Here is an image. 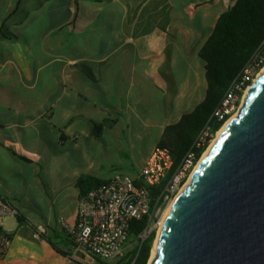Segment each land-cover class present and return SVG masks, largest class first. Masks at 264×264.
<instances>
[{"label":"crops","instance_id":"0c3cea01","mask_svg":"<svg viewBox=\"0 0 264 264\" xmlns=\"http://www.w3.org/2000/svg\"><path fill=\"white\" fill-rule=\"evenodd\" d=\"M224 10L217 0H0V192L20 213L3 219L12 242L0 264H97L62 231V219L78 220L77 179L103 177L108 134L126 133L142 167L165 126L205 98L194 49ZM178 59L194 68L179 82ZM147 92L163 97L156 118ZM93 121L108 122L99 136Z\"/></svg>","mask_w":264,"mask_h":264},{"label":"water","instance_id":"95a60500","mask_svg":"<svg viewBox=\"0 0 264 264\" xmlns=\"http://www.w3.org/2000/svg\"><path fill=\"white\" fill-rule=\"evenodd\" d=\"M151 264H264V70L176 197Z\"/></svg>","mask_w":264,"mask_h":264},{"label":"built area","instance_id":"2783aa9c","mask_svg":"<svg viewBox=\"0 0 264 264\" xmlns=\"http://www.w3.org/2000/svg\"><path fill=\"white\" fill-rule=\"evenodd\" d=\"M263 70L264 46L233 80L214 110L212 121L205 125L195 146L184 154L178 165L175 166V152L159 142L136 177L143 180L142 184L136 183V178L130 175L117 174L81 194L77 222L70 224L61 220L73 236L74 250L80 252L85 249L96 259L114 262L124 254V243L129 237L132 221L137 219H146V226L137 238L140 244L153 231L157 236L158 228L163 225L162 214L166 207L175 201L189 183L212 141L228 120L239 112L250 85ZM218 123H222V126L215 130ZM207 142L209 146L198 156V149ZM154 186H159L155 194L152 193ZM18 213L13 201L0 197V257L5 255L12 242L11 235L3 229V219Z\"/></svg>","mask_w":264,"mask_h":264},{"label":"trees","instance_id":"16d2710c","mask_svg":"<svg viewBox=\"0 0 264 264\" xmlns=\"http://www.w3.org/2000/svg\"><path fill=\"white\" fill-rule=\"evenodd\" d=\"M228 2L227 8L220 14L215 25L204 32L203 37L207 36L206 40L198 49L199 57L204 63L207 81L205 98L193 110L183 113L178 121L167 124L160 139L161 144L175 152V166L184 154L195 146L205 125L212 121L214 110L233 80L264 46V0H228ZM107 123L93 121L94 134L101 135ZM221 126L222 123H218L215 130ZM62 137L65 138L64 135ZM208 146L209 142L198 149V156H201ZM23 157L30 160L29 157ZM106 181L108 179L83 173L77 179V186L81 194H84ZM135 181L143 183V180L138 178ZM158 189L159 186L152 187V193H157ZM0 197L9 199L1 192ZM145 226L146 219L133 220L129 237L124 243V254L114 262L97 258V264H148L156 233L153 231L140 244L137 240L138 234ZM62 231L69 239L73 238L64 226Z\"/></svg>","mask_w":264,"mask_h":264},{"label":"rangeland","instance_id":"374dc122","mask_svg":"<svg viewBox=\"0 0 264 264\" xmlns=\"http://www.w3.org/2000/svg\"><path fill=\"white\" fill-rule=\"evenodd\" d=\"M217 1H220L222 8H225V9L227 8V6L229 4L228 0H217ZM214 2H215V0H214ZM199 46H200V44H199ZM199 46L197 47V49H194V51H198ZM194 51H192V52H194ZM196 57H197V59L202 61V59L198 56V53L196 54ZM191 58H193V57L191 56ZM193 69H194L193 64H191V63L188 64V62H184V60L181 61L178 59V62L176 64V68H175V75L173 74V78H176L178 80V82L180 80H185L189 74H192ZM197 74L199 75L198 78L196 75V80L198 81L199 88L201 87V82L204 80V87L203 88H204V92L206 94L207 81H206V77H205V71L203 70L201 65L197 69ZM245 96L243 98V101L241 102L240 109L243 106ZM160 98H161V100H163V97L161 96V93H159V92H157L155 95L147 92V106H149V110H150L153 118H156V116H158L159 106H158L157 100H159ZM162 104L164 105L165 103L163 102ZM237 114H235V115H237ZM105 130H107V128ZM157 134H158V132H157V130H155L154 132H152V135L143 138L140 141V146L144 149L154 146L156 144V141L158 140ZM105 137L106 138H104L101 141L103 144L110 142V144L112 146L110 151L112 152V154H114V157L109 159V161L105 164L104 169H102L99 172V174L103 177H114L117 174L134 176L135 174L139 173L141 166L135 162V158L133 156L132 147H131L132 144H131L130 140L128 139L127 134L121 132L120 138L114 137L113 135H110V134L106 135ZM216 137H215V139H216ZM215 139L212 141L211 145L213 144ZM126 154H128L129 157ZM170 205L171 204H169L166 207L165 211L167 210V208H169ZM165 211H164V213H165ZM164 213L162 214V217H163ZM159 229L160 228H158V232H159ZM156 238H157V236H155V239L153 241L151 256H150L148 264H151V258H152Z\"/></svg>","mask_w":264,"mask_h":264},{"label":"bare ground","instance_id":"6f19581e","mask_svg":"<svg viewBox=\"0 0 264 264\" xmlns=\"http://www.w3.org/2000/svg\"><path fill=\"white\" fill-rule=\"evenodd\" d=\"M245 97H246V96H245ZM244 104H245V99H244L243 105H244ZM239 111H240V110H239ZM238 114H239V113H238ZM238 114H237V115H238ZM237 115L232 116V117L228 120V122L225 124V126L223 127V129H221V131L219 132V134L222 133V131L228 126V124H229V123H230V122H231V121H232ZM213 143H214V142H213ZM212 145H213V144H212ZM212 145H211L210 148L207 150V152L204 154V156H206V155L209 154ZM199 164H200V163H199ZM199 164L197 165L196 170L198 169ZM196 170H195V171H196ZM190 180H191V179H190ZM189 182H190V181H189ZM173 203H174V201L171 203V205L169 206V208H167V210L165 211V213H164V215H163V217H162V224H164V221H165V219H166V217H167V215H168V213H169V211H170V209H171ZM162 227H163V225H162L161 228L159 229V232H158V235H157V238H156L155 244H154V250H153V254H152V258H151V263H152V261L154 260V258L156 257L157 245H158L159 235H160V232H161Z\"/></svg>","mask_w":264,"mask_h":264}]
</instances>
